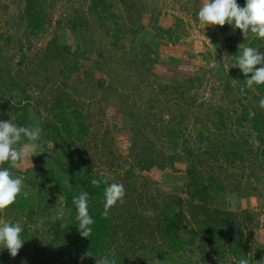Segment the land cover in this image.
<instances>
[{
	"label": "rangeland",
	"instance_id": "obj_1",
	"mask_svg": "<svg viewBox=\"0 0 264 264\" xmlns=\"http://www.w3.org/2000/svg\"><path fill=\"white\" fill-rule=\"evenodd\" d=\"M90 2L47 0L44 24L36 30L27 20L26 0H0V121L20 125L17 119L27 115L28 126L43 130L37 154L12 169L24 178L31 202L24 211L15 202L0 214L22 225L25 240L15 257L0 249V264L68 261L72 239L56 229L75 221V206L67 205L63 187L77 180L65 166L83 177L105 175L124 185V203L113 207L120 222L111 242L124 264H202L196 247L170 252L156 227L161 205L177 196L184 200L188 226L198 232L196 245L206 241L203 225L227 211L239 229L232 234L248 246L249 264H264V109L259 107L264 96L255 86L247 88V77L231 67L235 61L228 49L230 43L241 53L246 46L264 53V39L249 33L245 40L226 23L231 35L226 40L222 26H204L198 19L204 0H107L101 14L90 12ZM76 11L83 17L79 26L57 24ZM161 27L173 41L159 33ZM225 65L231 68L226 71ZM190 76L201 78V85L185 83ZM175 85L185 96L172 94ZM67 99L89 124L84 138L68 139L78 164L61 143H53L51 128H44ZM247 105L259 115L261 135L251 122L237 123ZM220 110L229 118L217 128L213 122ZM177 121L186 125V144L182 137L168 140ZM245 140L252 155L243 160L231 155L233 142ZM150 153L159 157L154 166L137 161ZM210 177L227 178L225 191H211L208 205L192 200L191 190L202 181L209 184ZM126 217L127 226L120 229ZM101 256L93 257V264ZM237 262L229 255L218 264Z\"/></svg>",
	"mask_w": 264,
	"mask_h": 264
},
{
	"label": "trees",
	"instance_id": "obj_2",
	"mask_svg": "<svg viewBox=\"0 0 264 264\" xmlns=\"http://www.w3.org/2000/svg\"><path fill=\"white\" fill-rule=\"evenodd\" d=\"M237 1L238 3H245V0ZM25 5L26 16L30 28L40 30L44 24V20L41 14L47 6V0H26ZM90 5V12L94 14H101V11H106L108 9L107 0H91ZM36 9L38 11H36ZM73 15H71V13H68V15L66 14L65 18H59L57 20V24H59L60 26H79V23H82L83 17L78 14V11H76V13H74ZM228 30L229 29L227 27V24L222 26L221 32L226 36V40L231 39V35ZM159 33L168 35V40L173 41V37L167 29L161 27ZM113 35L116 37V39H118V35L116 33L113 32ZM255 41H257V39ZM228 49L229 54L234 61L235 57L241 54V51L237 49L233 44L229 43ZM56 55H58V57H60L62 60H65L66 58L59 51L56 52ZM250 76L251 74H249L247 78H250ZM195 77L196 78H192V76H190L189 78H186L184 82L192 83L196 80V82L201 85V78H199L198 76ZM178 84L181 85L182 82H178ZM255 87L260 90L262 95L264 96V85H255ZM170 88L172 89V94H174L176 91L179 92L177 89V85ZM180 93L181 96H185L184 91H180L178 94ZM15 109L17 110L18 107L15 106ZM56 110L57 111L53 113L54 120H52V122H50L49 124H46L44 128H46L47 126L51 128V132L53 134H50L49 137L51 138L53 143H61V148H63L64 152L70 155L71 162L73 164H78L76 155L68 145V139H71L73 137L78 139L84 138V136L89 132V124L86 123L84 113L79 108L73 107L72 102L69 99H67L65 103H58ZM254 111H251V107L247 105L244 112H242L240 115H237V123L238 125H240L247 121L249 123L251 122L258 131L259 135H261V127L258 126L261 120L259 118V115H256V112ZM218 117V122H213V124L217 128H222L223 126H225V123L229 118V112L225 114L223 110H220L218 112ZM17 120L20 125L28 126L29 119L27 115H22ZM185 128L186 125H182L177 121L174 126H172L168 130V140L170 142H174L175 138L178 139L182 137L183 142L185 144L188 143L190 140L185 138V134L183 133ZM248 143V140H245L240 144L237 142H233L235 149L231 151V155L238 156L241 160L244 159L245 155H252V149L246 148L248 146ZM188 152H191V150L188 149ZM261 152L264 154V146L263 149H261ZM156 158L159 159V157L154 155V153H150L142 157L139 156L137 161H144L147 165L154 166L157 161ZM6 167H10V165L7 163ZM65 168L68 173H70L72 177L77 180L71 185L70 188L62 186L67 192V205L74 208L75 205L72 203L74 197L73 195L77 193L79 194L82 190L86 191L89 194L90 215L95 220V223L92 226L93 232L89 239L83 238L80 235L76 220L70 227L57 228L56 234H68L73 242L70 254L68 256V261L65 264H93V257L101 256L111 251V248L113 246L111 242H113L114 235L117 233V231H119L118 226L120 221H117V215L113 208L110 210V214L107 219L103 218L101 215V213L103 212L104 204L103 193L106 185L101 184L99 187H95L91 184V180L93 178L106 177L105 175H87L88 177H83L79 173L71 171L69 169V166H65ZM127 173L128 175H132V173ZM193 175H195L194 172ZM196 178L200 179V177ZM51 179L55 178L51 176ZM225 180L228 179L219 177L218 180L214 181L213 178L210 177L209 184H205V182L202 181V183H200L199 185H195V187L190 192L192 200H197L200 203L208 205V200L213 199L214 197V195H211V191H215L216 193H223L225 191ZM30 202V195H28L27 198H24L23 195H21L16 200V207L18 210L24 211L26 210ZM183 204V198L177 196L172 197L168 202L161 205L156 227L159 229V232L162 235L163 239L167 242V246L170 252L183 254L189 250H193V247H196V250H198V253L201 256L202 264H218L219 262L225 261L229 255H233L234 258L238 261L241 258H245L248 260V246L245 243L239 241L237 237L232 234V232H235L236 227L233 228L231 213L222 211L220 219H216L215 223L211 224L209 222H206L205 225H203L206 234V241L205 243H203L204 245H196L198 240V232L195 228H191L188 226L185 211L182 208ZM126 219L127 217L123 220L124 223L120 224V229L126 228ZM140 224L141 223H139V225ZM236 229L237 231L239 230L238 226ZM226 232L230 233V236H227ZM89 250L92 252L93 256L86 257L81 260V256ZM116 264H124V262L116 258Z\"/></svg>",
	"mask_w": 264,
	"mask_h": 264
},
{
	"label": "clouds",
	"instance_id": "obj_3",
	"mask_svg": "<svg viewBox=\"0 0 264 264\" xmlns=\"http://www.w3.org/2000/svg\"><path fill=\"white\" fill-rule=\"evenodd\" d=\"M198 19L204 26H224L226 23L232 25L242 32L245 40L249 33L264 39V0H245L243 7L238 5L237 0H204L198 11ZM258 49L251 46L243 47L242 53L235 57V63L231 66L238 67L245 77L251 74L250 78L245 79L249 89L255 85H264V53H260ZM230 68L225 65L226 71ZM259 107L264 109V98L260 99ZM42 134L43 130L39 125H17L11 119L0 121V214L13 205L19 196L28 197V191L24 190V178L16 176L12 169L19 168L23 162L37 154V150L41 148L39 141ZM5 163L10 167H3ZM109 181L110 177L91 180L95 187L106 185L101 213L105 219L109 217L113 207L124 203L126 196L123 184ZM72 203L75 205L78 231L83 238L89 239L95 223L89 211V194L86 191L80 192L73 197ZM22 231L19 222L0 219V249H7L12 257L17 256L25 241L21 237ZM91 256L93 254L89 250L81 256V260ZM95 264H116L115 250L95 259ZM237 264H249V261L241 258Z\"/></svg>",
	"mask_w": 264,
	"mask_h": 264
}]
</instances>
